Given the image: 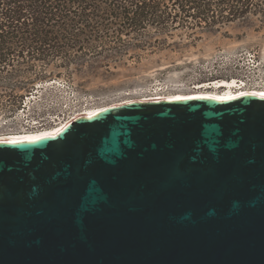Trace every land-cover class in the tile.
Listing matches in <instances>:
<instances>
[{
    "label": "water",
    "instance_id": "1",
    "mask_svg": "<svg viewBox=\"0 0 264 264\" xmlns=\"http://www.w3.org/2000/svg\"><path fill=\"white\" fill-rule=\"evenodd\" d=\"M0 264H264V95L131 100L0 141Z\"/></svg>",
    "mask_w": 264,
    "mask_h": 264
},
{
    "label": "trees",
    "instance_id": "2",
    "mask_svg": "<svg viewBox=\"0 0 264 264\" xmlns=\"http://www.w3.org/2000/svg\"><path fill=\"white\" fill-rule=\"evenodd\" d=\"M258 14L264 0H0V102L13 115L38 82L72 77L50 66L118 65L133 50L165 48L154 36Z\"/></svg>",
    "mask_w": 264,
    "mask_h": 264
},
{
    "label": "rangeland",
    "instance_id": "3",
    "mask_svg": "<svg viewBox=\"0 0 264 264\" xmlns=\"http://www.w3.org/2000/svg\"><path fill=\"white\" fill-rule=\"evenodd\" d=\"M151 41H167L170 46L133 50L124 55V62L101 68L48 67V73L72 77L38 82L13 115L4 112L6 101L0 102V138L59 126L89 108L158 96L224 93L216 85L244 72L254 55L264 65V14L239 19L219 30L180 29Z\"/></svg>",
    "mask_w": 264,
    "mask_h": 264
},
{
    "label": "bare ground",
    "instance_id": "4",
    "mask_svg": "<svg viewBox=\"0 0 264 264\" xmlns=\"http://www.w3.org/2000/svg\"><path fill=\"white\" fill-rule=\"evenodd\" d=\"M236 81L232 80V81H224L223 83L217 84L215 88L217 89H221V91H225L224 93L221 94H211V93H207V94H199V95H195V96H180V97H173V98H187V97H214L217 99H221V100H225V99H229V97H238L241 95H245V94H256V95H264V92H239L237 93L234 89V87L236 86ZM213 93H218V92H213ZM158 97H152L154 99L159 98ZM151 98V97H149ZM154 99H141V100H154ZM166 99V98H165ZM124 103V102H123ZM101 109L104 108H89L88 111H85L83 113H79L76 116H74L72 119L68 120V121H64L61 125L56 126V127H52V128H47V129H43V130H37V131H30V132H21V133H15L12 135H8L7 137L4 138H0V141H19V140H27V139H37L43 136H47V135H54L56 133H58L61 129H63L65 126H67L68 124H70L74 119H76L79 116L82 115H93L94 113L100 111Z\"/></svg>",
    "mask_w": 264,
    "mask_h": 264
},
{
    "label": "built area",
    "instance_id": "5",
    "mask_svg": "<svg viewBox=\"0 0 264 264\" xmlns=\"http://www.w3.org/2000/svg\"><path fill=\"white\" fill-rule=\"evenodd\" d=\"M238 74V76L231 78V81H236L237 85L234 89L237 93L264 92V65L258 63L255 55L252 57V63L249 64L245 71H241ZM53 82H56V80L51 81V83Z\"/></svg>",
    "mask_w": 264,
    "mask_h": 264
},
{
    "label": "snow or ice",
    "instance_id": "6",
    "mask_svg": "<svg viewBox=\"0 0 264 264\" xmlns=\"http://www.w3.org/2000/svg\"><path fill=\"white\" fill-rule=\"evenodd\" d=\"M233 97H229V99H232Z\"/></svg>",
    "mask_w": 264,
    "mask_h": 264
}]
</instances>
